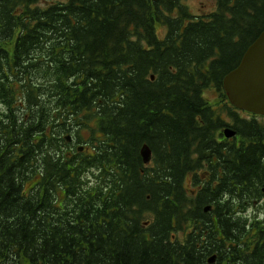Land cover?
Here are the masks:
<instances>
[{
    "label": "trees",
    "instance_id": "16d2710c",
    "mask_svg": "<svg viewBox=\"0 0 264 264\" xmlns=\"http://www.w3.org/2000/svg\"><path fill=\"white\" fill-rule=\"evenodd\" d=\"M184 1L0 0V264H264V0Z\"/></svg>",
    "mask_w": 264,
    "mask_h": 264
},
{
    "label": "water",
    "instance_id": "95a60500",
    "mask_svg": "<svg viewBox=\"0 0 264 264\" xmlns=\"http://www.w3.org/2000/svg\"><path fill=\"white\" fill-rule=\"evenodd\" d=\"M224 91L228 101L236 109L250 114L264 116V31L248 48L240 65L230 72L223 81ZM226 138L236 136V132L230 128L223 131ZM71 141V137H68ZM83 151V147L79 148ZM141 155L145 164L152 160V151L144 145ZM211 207L205 209L210 211ZM213 256L209 262L214 263Z\"/></svg>",
    "mask_w": 264,
    "mask_h": 264
},
{
    "label": "rangeland",
    "instance_id": "374dc122",
    "mask_svg": "<svg viewBox=\"0 0 264 264\" xmlns=\"http://www.w3.org/2000/svg\"><path fill=\"white\" fill-rule=\"evenodd\" d=\"M44 1H51V0H44ZM184 4L189 8L191 13L194 15L210 13L212 11H215L216 9V0H186L184 1ZM204 95L208 102L212 103L213 105H216L219 96L215 89L213 88L207 89ZM191 185H192L191 179L189 178L188 186L191 187ZM253 214H256V216L264 215V200L254 203L252 208L248 210L246 216L248 218H253L254 216Z\"/></svg>",
    "mask_w": 264,
    "mask_h": 264
},
{
    "label": "flooded vegetation",
    "instance_id": "af4514ba",
    "mask_svg": "<svg viewBox=\"0 0 264 264\" xmlns=\"http://www.w3.org/2000/svg\"><path fill=\"white\" fill-rule=\"evenodd\" d=\"M264 117V116H263Z\"/></svg>",
    "mask_w": 264,
    "mask_h": 264
}]
</instances>
